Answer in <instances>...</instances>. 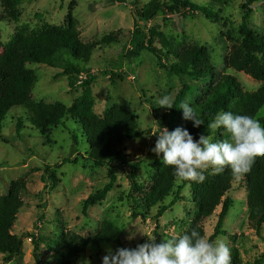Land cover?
Segmentation results:
<instances>
[{
  "label": "rangeland",
  "instance_id": "rangeland-1",
  "mask_svg": "<svg viewBox=\"0 0 264 264\" xmlns=\"http://www.w3.org/2000/svg\"><path fill=\"white\" fill-rule=\"evenodd\" d=\"M149 1L137 0L135 4L134 0H24L20 4L21 15L18 21H13L2 18L0 0V51L24 26L30 31L40 30L45 25L64 26L69 15L76 22L84 43H93L112 32L121 31L116 44L97 46L91 62L87 65L80 64V69L85 68L87 73L79 75L74 90L69 87L68 76L62 75L64 63L60 68L44 64L30 66L37 77L31 96L37 103H61L70 108L85 90L82 81L87 75H94L92 92L95 113L103 117L111 108L123 106L137 116L142 133L139 138L124 140L121 145V150L129 157L130 163L95 167L87 161L88 144L77 123L68 121L65 127L51 128L44 135L31 124L29 111L12 109L0 131V196L8 193L12 181L20 178L26 180L24 207L12 230L13 234L23 238V247L22 253L10 263L5 262V255L0 254V264H58L49 247L51 240H56L62 231L82 236L93 235L106 219L123 231L122 245L101 243L89 247L85 254L73 260V264H102V257L108 247L134 248L147 241L148 237L143 233L155 236L157 243L180 234L179 224L187 219V212L193 208L191 189L186 187L182 193L185 200L178 202L160 220L155 219L156 210L145 220L135 214L130 197L131 176L134 174L139 181L152 178L159 157L151 151L157 139L155 134L162 130L161 127L167 128L159 120H166V125L175 121L171 109L158 105L159 98L168 95L174 103L181 90L190 87L184 102L192 105L214 85L216 78L177 76L160 67L158 61L146 52L138 58H129L128 51L134 46L135 15ZM193 1L207 4L209 0ZM247 1L249 0H232L221 11L220 6L217 7L219 12L215 20H209L201 13H161L148 25L142 24L141 27L146 35L151 30H156L181 45H201L208 48L218 73L235 76L247 91L254 92L262 83L243 72L228 69L225 65V57L231 48L243 42L239 28L247 12L243 9ZM249 8L252 10L250 28L264 34V0H252ZM154 45L161 48L159 39L154 41ZM258 56L264 60L263 55ZM111 73L119 76L113 80ZM178 113L179 117L183 116L182 109ZM257 118H264V107ZM19 120L23 123L20 133L17 131ZM220 130H215L212 135L214 139H220ZM74 132L77 140L73 138ZM111 170H115L117 174L113 190L105 200L90 207L85 214L84 202L110 182ZM206 172L212 174L211 170ZM52 174L59 180L58 186L53 190L48 186L49 175ZM243 186L237 183L228 195L232 198V207L224 222L227 233L220 237L229 243L231 252L238 250L240 264H254L264 254V224L261 232L250 224L247 190ZM221 211L222 206L207 222V238L213 234ZM129 229L142 233L137 232L135 238L129 240ZM35 241L40 247L39 260L35 256Z\"/></svg>",
  "mask_w": 264,
  "mask_h": 264
},
{
  "label": "trees",
  "instance_id": "trees-1",
  "mask_svg": "<svg viewBox=\"0 0 264 264\" xmlns=\"http://www.w3.org/2000/svg\"><path fill=\"white\" fill-rule=\"evenodd\" d=\"M24 0H2V18L18 21L21 12L20 4ZM123 2L126 0H115ZM135 4L137 0H134ZM232 0H209L201 4L193 0H150L143 10L135 15L134 46L128 51L129 58H138L143 52L154 57L160 67L177 76H190L204 79L209 76L216 78L214 85L191 106L204 121L199 128L193 122L179 117V106L184 102L190 87L183 88L178 94L172 116L175 121L166 125V120H159L163 126L171 131L178 126L185 127L199 139L201 134L213 135L207 125L217 112L232 111L239 114H251L257 117L264 107V34H259L250 28L249 8L252 0L247 1L243 9L247 10L239 33L243 38L241 44L234 45L225 57L228 69L243 72L262 86L254 92L247 91L240 80L230 74H220L215 68L211 51L201 45H181L174 39L166 38L162 33L151 30L145 34L141 25H148L161 13L180 14L201 13L209 20H215L217 13ZM220 6V10L217 7ZM219 10V11H218ZM121 31L112 32L99 41L84 43L72 15L64 26L45 25L40 30L30 31L24 26L14 35L13 40L0 51V131L9 112L14 108H22L30 112V121L41 134H46L51 128L66 126L68 121L77 123L88 144L87 161L95 167L111 166L114 163L125 165L130 163L129 157L123 154L121 145L124 140L137 139L142 133L139 130L137 116L123 106H116L108 110L103 117L95 113V100L92 92L94 75H87L82 81L85 90L72 107L67 108L61 103H37L32 99V90L36 82V73L30 68L32 65H47L60 68L64 63L62 75L68 76L69 87L75 89L79 75L87 73L80 69V64H89L96 47L113 45L119 41ZM159 39L161 48L154 45ZM67 57L65 60L64 58ZM83 68V67H82ZM105 74H108L105 72ZM112 79L118 74L111 73ZM155 116L157 114L154 112ZM264 122V118H260ZM19 120L17 131L20 133L23 125ZM219 140L226 139L227 133L221 129ZM73 138L77 140L75 132ZM152 178L139 181L131 176V195L135 214L145 220L157 211L155 219L173 208L181 200L186 187L193 192V208L187 212V219L180 226L179 235L190 233L193 229L207 237L206 224L222 206L213 234L208 238L226 235L225 219L232 207V198L228 196L234 186L239 183L247 190L248 220L250 224L261 232L264 224V156H258L251 166V170L242 175L234 176L230 167L217 174L205 172L203 182L185 181L178 179L173 167L165 165L161 157L157 158ZM110 182L104 188L90 196L84 202L83 212L86 214L90 207L105 200L117 182L115 170L109 173ZM46 180V178H44ZM51 190L58 186V178L49 175ZM27 191L24 178L12 181L6 195L0 196V254L5 255V262L10 263L22 253L23 238L12 233L21 209L24 207L23 194ZM172 198L169 204L166 201ZM123 231L111 220L102 221L99 230L90 236H82L71 231H62L56 240L50 241V250L58 264H73V260L81 257L89 247L101 243L122 245ZM178 235V236H179ZM35 241L36 259H40V247ZM232 263L240 264L239 252H232ZM254 264H264V254Z\"/></svg>",
  "mask_w": 264,
  "mask_h": 264
},
{
  "label": "clouds",
  "instance_id": "clouds-1",
  "mask_svg": "<svg viewBox=\"0 0 264 264\" xmlns=\"http://www.w3.org/2000/svg\"><path fill=\"white\" fill-rule=\"evenodd\" d=\"M160 107L171 109L174 106L168 95L158 100ZM183 118L199 128L204 121L187 102L179 106ZM207 127L213 132L223 129L227 138L216 140L212 135L201 134L199 139L185 127L174 130L161 127L158 131L153 153L161 157L163 164L173 167L174 175L185 181L203 182L205 172L221 173L230 167L234 176H242L251 170L258 156H264V122L251 114L232 111L217 112ZM129 240L134 239L136 229H129ZM142 233V232H140ZM147 241L136 247H108L102 257V264H231V247L225 239H208L193 229L160 243L156 237L147 235ZM90 264V262H85Z\"/></svg>",
  "mask_w": 264,
  "mask_h": 264
}]
</instances>
